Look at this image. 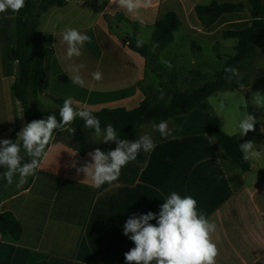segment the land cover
<instances>
[{
    "label": "crops",
    "instance_id": "obj_1",
    "mask_svg": "<svg viewBox=\"0 0 264 264\" xmlns=\"http://www.w3.org/2000/svg\"><path fill=\"white\" fill-rule=\"evenodd\" d=\"M66 2L63 8L54 6L42 13L38 27L43 45L53 52L44 61L43 94L35 105L43 108L45 100L52 104L53 111L58 106L52 97L71 99L77 111L120 108L130 111L147 96L154 103L168 106L177 93L192 92L187 86L196 79V69L201 67L197 54L184 62L182 54H163L168 47L180 43V48L190 41L191 47L201 52L196 39H233H225L223 34L249 28L253 21L246 11L227 13L205 28L195 15L197 6L247 4L248 0H152L149 8L134 14L109 5V0ZM167 13L175 14L181 27L170 45L154 52L157 66L165 73L151 74L149 59L129 49L127 41L131 36L123 32L122 24L126 22L121 16L131 22L127 25L152 29L153 35V26ZM16 15L11 11L0 14V140L13 142L27 123L13 89L18 73V62L14 59ZM68 27L92 38L81 49L80 57L65 58L67 45L62 42V33ZM229 47L235 50L234 45ZM252 48L245 63H251L252 75H256L257 70L264 69V36ZM161 59L171 61L172 68L162 64ZM73 63L85 65L81 75L86 87L71 82L68 72ZM191 68L181 81L175 76ZM97 70L103 74L100 81L92 78ZM252 75L247 88L252 84ZM193 121L200 127L173 129L165 141L156 139L145 165L131 161L122 168L116 182L100 188L92 187L91 178L83 173L77 175L72 162L76 160L77 167L83 166L90 162L89 152L96 148L113 150L116 144L103 143V136L95 133L91 139L97 144L78 146L59 139L63 130H56L36 174L28 177L20 188L16 187V177L12 185L6 183L0 189V214L12 213L23 228L19 241L1 235L0 264H125L124 253L134 247L123 234L126 220L133 214L149 211L158 214L172 192L193 197L197 211L217 225L212 234L219 250L216 264H264V123H260L259 131L248 133L251 137H240L237 121H233L232 131L218 121L239 145L255 141L258 155L248 159L251 169L245 173L223 158L224 152L207 133L202 111L167 122L171 123L169 128H175L177 122L186 126L193 125ZM78 148L86 152L81 154ZM234 176L241 177L242 187L233 186L230 177Z\"/></svg>",
    "mask_w": 264,
    "mask_h": 264
},
{
    "label": "clouds",
    "instance_id": "obj_2",
    "mask_svg": "<svg viewBox=\"0 0 264 264\" xmlns=\"http://www.w3.org/2000/svg\"><path fill=\"white\" fill-rule=\"evenodd\" d=\"M151 4L152 0H109V5H116L129 14L147 9ZM25 6L26 0H0V14L9 11L19 13ZM62 42L67 45L65 58L71 59L80 57L81 49L85 43H91L92 38L78 29L68 27L62 33ZM143 43L137 40V47H142ZM158 46L154 44L153 50ZM161 63L172 68L169 60L161 59ZM84 67L82 63H73L68 72L71 82L81 88L87 86L81 75ZM227 71L238 74L234 68ZM92 78L100 81L103 74L97 70L92 73ZM252 100L256 106L264 108V94L256 92ZM77 117L85 122L86 128L94 129L97 136L102 135L103 143L116 144L113 150L102 151L96 148L89 152L90 162L83 166L77 167L78 161L73 160L71 167L76 169L77 175L83 173L84 177H90L92 187L100 188L105 183L116 182L122 168L134 161L141 151L150 153L155 148L150 135L145 134L134 140L123 139L111 123L102 130L100 120L91 111H77L71 99H65L59 108V119L54 114L34 119L19 131L15 142L10 139L0 140V168L5 169L0 172V176L7 185H12L14 178L18 177L16 187L20 188L28 177L35 175L56 130L67 129L74 133L75 128L70 125ZM257 123L253 114L243 116L238 122L239 136L243 137L254 131ZM153 128L159 131L162 138L172 135L167 121L153 124ZM239 147L246 161L258 155L253 140L241 143ZM25 155L30 158L28 161H25ZM75 155L76 153L73 156ZM153 220L156 221L155 224L151 223ZM216 228L217 225L210 222L202 211H197V201L193 197H181L172 192L161 204L158 214L149 211L146 214H133L126 220L123 234L134 243V247L124 253L125 264H216L219 250L212 240Z\"/></svg>",
    "mask_w": 264,
    "mask_h": 264
},
{
    "label": "trees",
    "instance_id": "obj_3",
    "mask_svg": "<svg viewBox=\"0 0 264 264\" xmlns=\"http://www.w3.org/2000/svg\"><path fill=\"white\" fill-rule=\"evenodd\" d=\"M67 4L66 0H26V6L16 15V47L14 59L18 62V73L14 85L16 98L21 102L27 123L34 119L46 118L48 115H56L59 119V108L63 105V100L51 98L58 106L56 111H34L32 106L36 104L39 95L43 94V83L46 78L44 71V61L52 55V50L46 48L42 43V34L38 31L39 19L42 13L47 12L51 7L63 8ZM248 12L252 18V25L249 28L225 32V39L233 38L238 40L235 47V54L229 58L222 71L217 73L214 82L207 83L202 88L191 93H177L168 106L154 103L148 96L139 107L134 110L126 109H104L92 114L100 120L101 129L109 123L116 129L117 134L123 139L134 140L139 138V128L147 123H159L189 115L191 112L199 110L205 115L207 133L216 140L217 146L224 152L223 158L232 165L238 166L247 173L251 169L249 161L243 159L237 139L226 134L220 127L215 115L210 110L208 99L220 92H235L237 89H246L249 83L248 76H242L244 63L252 52V45L255 41L264 36V4L263 0H248L247 4H218L212 3L209 6H197L196 14L205 28L213 26L223 14ZM122 20L131 23L124 16ZM137 25V24H136ZM181 23L173 13H167L154 26L152 35V46L143 43L142 47H137V39L129 37L127 43L131 51L139 54L145 59H149L154 52L164 50L170 45L179 32ZM159 46L153 50V45ZM229 68L237 70L238 74L227 71ZM239 83V85H238ZM242 86V87H241ZM248 113L254 114L252 105L247 103ZM258 121V120H257ZM75 130H93L85 127V122L79 117L70 125ZM259 128V123L255 129ZM60 139V138H59ZM161 136L158 141H165ZM156 143V142H154ZM49 145L47 146L48 149ZM46 149V150H47ZM81 154L86 151L78 148ZM104 151V150H102ZM23 154V153H22ZM149 153L141 151L136 161L139 166L145 165ZM5 169L0 168V172ZM234 187L243 186L241 177H230ZM6 181L0 176V189ZM0 222V233L3 237L11 236L15 241L21 239L23 228L21 223L12 213H3Z\"/></svg>",
    "mask_w": 264,
    "mask_h": 264
},
{
    "label": "rangeland",
    "instance_id": "obj_4",
    "mask_svg": "<svg viewBox=\"0 0 264 264\" xmlns=\"http://www.w3.org/2000/svg\"><path fill=\"white\" fill-rule=\"evenodd\" d=\"M98 8V6H96ZM111 27H114V23L111 22ZM122 30L123 32L128 33L129 36L136 38L137 40H141L144 42V44L148 46H152V29L149 28H143L140 25L132 26L127 25L126 23L122 24ZM196 43H198L202 50L201 52H197L194 48L191 47L190 41L182 45L180 48V43H175L174 45H171L168 47V49L163 54H182L185 61H191L190 56L193 54L198 55V61L201 64V67L199 69H196V79L192 81L189 86H187V89L189 88L190 91L197 90L199 88H202L207 83L214 82L216 75L218 72L222 71L225 64L235 54L234 48L230 50L229 46L234 45V47L237 45V40L229 39V40H222V38L213 37L210 40H195ZM149 68L151 74L158 72L165 73L162 68H159L157 65V59L154 58V54L149 58ZM251 63L246 62L244 65V71L242 73V76H248L249 79L252 75V66ZM152 70V71H151ZM189 70L191 69H185L183 70L184 74H180L177 72L175 75L179 81L185 76L187 77L189 73ZM153 72V73H152ZM166 75V74H165ZM258 75V76H257ZM167 78V77H166ZM239 85V83H238ZM256 92H260L261 94H264V69L257 70L256 75H252V84L250 85V88L246 89H237V91L233 93H219L213 97H211L208 100V105L210 110L213 112V114L218 118V121L221 123V125L227 130L232 131L231 126H233V121L239 122V120L245 116L248 113L247 103L250 102L255 114L257 115L259 126L260 123H264V108L258 107L253 102V95ZM43 108H40V105H34L32 108L34 111H53L51 110L52 104L48 101L43 100ZM165 103V102H162ZM221 104H223V107H221ZM42 109V110H41ZM188 119V120H192ZM172 122V121H170ZM179 122V121H178ZM177 124V127L170 128L172 129H183V128H198L200 125L193 121V125L188 124L186 126H182V123ZM153 124L158 123H147L142 125L139 128V137L142 135H150L153 141L158 139L161 135L159 131L153 128ZM171 124V123H168ZM185 128V129H186ZM260 127L257 129L259 131ZM95 134V131L93 130H75L74 133L69 132L67 129L63 130L62 133L58 135V138L67 140L69 142L74 143L78 146L87 147L89 146L90 142L92 144H97L95 140L91 139ZM258 134V133H257ZM248 135V134H247ZM246 135V136H247ZM251 137V136H247ZM30 158L25 155V161H28ZM231 169V168H230Z\"/></svg>",
    "mask_w": 264,
    "mask_h": 264
},
{
    "label": "water",
    "instance_id": "obj_5",
    "mask_svg": "<svg viewBox=\"0 0 264 264\" xmlns=\"http://www.w3.org/2000/svg\"><path fill=\"white\" fill-rule=\"evenodd\" d=\"M2 219H3V218H2V215L0 214V222L2 221Z\"/></svg>",
    "mask_w": 264,
    "mask_h": 264
},
{
    "label": "built area",
    "instance_id": "obj_6",
    "mask_svg": "<svg viewBox=\"0 0 264 264\" xmlns=\"http://www.w3.org/2000/svg\"><path fill=\"white\" fill-rule=\"evenodd\" d=\"M0 239H1V233H0Z\"/></svg>",
    "mask_w": 264,
    "mask_h": 264
}]
</instances>
